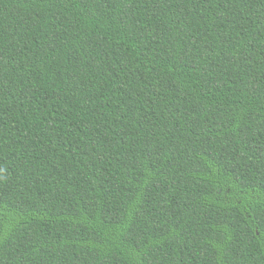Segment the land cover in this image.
<instances>
[{
	"label": "trees",
	"instance_id": "1",
	"mask_svg": "<svg viewBox=\"0 0 264 264\" xmlns=\"http://www.w3.org/2000/svg\"><path fill=\"white\" fill-rule=\"evenodd\" d=\"M0 264H264V0H0Z\"/></svg>",
	"mask_w": 264,
	"mask_h": 264
}]
</instances>
